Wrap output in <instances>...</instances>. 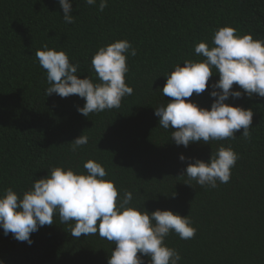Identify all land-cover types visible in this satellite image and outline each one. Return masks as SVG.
<instances>
[{
	"label": "trees",
	"instance_id": "16d2710c",
	"mask_svg": "<svg viewBox=\"0 0 264 264\" xmlns=\"http://www.w3.org/2000/svg\"><path fill=\"white\" fill-rule=\"evenodd\" d=\"M70 3L73 24L64 22L58 0H0V196L9 187L22 196L53 167L86 174L84 164L95 160L121 196L132 192V206L190 215L194 238L173 232L165 239L180 253L179 264H264V98L225 101L253 110L249 138L241 129L236 139L177 146L171 139L176 129H163L155 115L173 99L162 94L167 75L176 64L205 59L195 45L212 47L219 28L264 40V0H108L103 12L99 0L95 6ZM118 40L137 49L127 59L126 83L134 91L120 108L85 117L77 111L86 103L78 95H46L47 73L36 51L45 45L64 51L79 64L77 75L95 82L93 56ZM218 80L212 76L204 93L186 99L211 110V84ZM233 91L242 89L234 85ZM83 134L89 142L74 153L70 143ZM221 145L240 156L230 181L215 188L186 184L188 164L210 161ZM181 155L190 159L182 162ZM72 226L54 216L51 226L31 234V246L0 228V264H107L115 245L98 233L75 238ZM142 258L149 264L150 257Z\"/></svg>",
	"mask_w": 264,
	"mask_h": 264
},
{
	"label": "clouds",
	"instance_id": "9594fccd",
	"mask_svg": "<svg viewBox=\"0 0 264 264\" xmlns=\"http://www.w3.org/2000/svg\"><path fill=\"white\" fill-rule=\"evenodd\" d=\"M85 2L90 6L97 4V0ZM58 3L64 22L73 24L70 0ZM107 6L108 0H99V11L103 12ZM212 45L209 47L207 42L195 45V54L205 59L175 65L162 89L163 96L173 99L166 106L155 108L160 127L176 129L171 139L177 146L236 139L235 134L241 129L242 137L249 138L253 110L225 101L243 98L244 94L264 98V40L254 39L251 34L238 35L235 28L225 26L215 31ZM136 55L137 49L127 40L100 47L91 60L97 74L94 82L92 77L77 75L79 64L71 63L64 51L45 45L44 50L35 53L47 73L46 95L57 94L61 98L78 95L86 101L77 109L85 117L118 109L122 100L133 94V88L126 83L130 71L127 59ZM216 74L219 80L211 84L210 96L214 99L211 110L186 99L194 93H204ZM234 85L242 91H233ZM88 142L89 137L83 134L70 143L71 150L75 153ZM179 159L183 162L190 158L181 155ZM239 159L230 146L221 145L210 161L196 159L189 163L182 176H187L186 184L190 186L194 180L200 186L215 188L218 182L230 181L231 170ZM84 169L86 174L63 166L53 167L47 177L35 180L22 196L9 187L0 196V228L4 235L11 233L15 240L31 246L34 243L31 234L43 226H51L54 216H58L62 224L74 222L70 233L75 238L98 233L100 238L112 242L115 249L107 264H145L142 257H150L149 264H179L180 253L168 247L165 239L173 232L183 240L194 238L197 229L190 215L184 217L171 210L158 209L151 214L140 210L132 206V192L124 191L121 196L115 182L104 179L108 173L101 163L88 160Z\"/></svg>",
	"mask_w": 264,
	"mask_h": 264
}]
</instances>
